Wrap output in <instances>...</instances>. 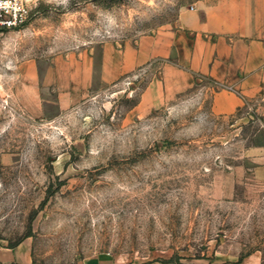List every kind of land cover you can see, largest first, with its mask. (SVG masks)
Instances as JSON below:
<instances>
[{"label": "rangeland", "instance_id": "rangeland-1", "mask_svg": "<svg viewBox=\"0 0 264 264\" xmlns=\"http://www.w3.org/2000/svg\"><path fill=\"white\" fill-rule=\"evenodd\" d=\"M213 1L29 0L27 24L0 31V248L30 264H264L262 117L217 114L209 78L149 114L137 106L161 65L41 118L16 97L24 62L100 61Z\"/></svg>", "mask_w": 264, "mask_h": 264}, {"label": "crops", "instance_id": "crops-1", "mask_svg": "<svg viewBox=\"0 0 264 264\" xmlns=\"http://www.w3.org/2000/svg\"><path fill=\"white\" fill-rule=\"evenodd\" d=\"M155 65L161 70L143 91L140 113L163 107L205 77L219 87L217 114L246 109L260 114L264 127V0H214L182 10L174 26L135 44L104 45L100 61L93 51H80L57 56L44 71L35 61L24 62L16 72V97L30 116L41 118L48 106L66 110L94 88ZM50 89L56 100L44 97ZM17 263L30 264V254L21 246L0 248V264ZM244 264H262V257Z\"/></svg>", "mask_w": 264, "mask_h": 264}, {"label": "built area", "instance_id": "built-area-1", "mask_svg": "<svg viewBox=\"0 0 264 264\" xmlns=\"http://www.w3.org/2000/svg\"><path fill=\"white\" fill-rule=\"evenodd\" d=\"M30 12L29 0H0V31L24 27Z\"/></svg>", "mask_w": 264, "mask_h": 264}]
</instances>
